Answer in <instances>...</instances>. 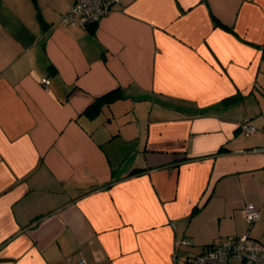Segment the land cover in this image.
<instances>
[{
    "label": "crops",
    "instance_id": "1",
    "mask_svg": "<svg viewBox=\"0 0 264 264\" xmlns=\"http://www.w3.org/2000/svg\"><path fill=\"white\" fill-rule=\"evenodd\" d=\"M73 1L0 0V264L264 244V0H118L93 31Z\"/></svg>",
    "mask_w": 264,
    "mask_h": 264
},
{
    "label": "built area",
    "instance_id": "2",
    "mask_svg": "<svg viewBox=\"0 0 264 264\" xmlns=\"http://www.w3.org/2000/svg\"><path fill=\"white\" fill-rule=\"evenodd\" d=\"M118 0H74L70 9L62 15L61 21L71 26L96 27L99 21L112 11ZM47 83L46 80H43ZM240 127L251 133L254 127L243 122ZM250 151L264 153V147ZM245 218L252 224L259 218V209L253 204L244 207ZM188 242L183 241V244ZM264 259V244L247 231L241 236L224 238L207 244L204 250L187 259L185 264H261ZM73 264H87L80 258Z\"/></svg>",
    "mask_w": 264,
    "mask_h": 264
},
{
    "label": "trees",
    "instance_id": "3",
    "mask_svg": "<svg viewBox=\"0 0 264 264\" xmlns=\"http://www.w3.org/2000/svg\"><path fill=\"white\" fill-rule=\"evenodd\" d=\"M91 31L94 30L95 27H89ZM119 89H114L111 90L107 93H104L98 97H96L84 110V114L88 117H96L101 111H102V107L104 105H108L110 104L112 101H114L115 99L119 98ZM237 99L236 96H232V97H228L225 98L223 103H227V102H232L235 101ZM140 171L139 169L134 170L132 172H137Z\"/></svg>",
    "mask_w": 264,
    "mask_h": 264
}]
</instances>
